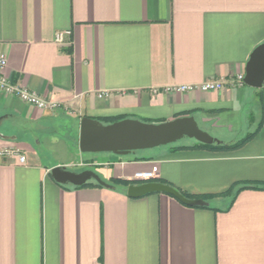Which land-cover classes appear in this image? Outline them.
<instances>
[{
	"label": "crops",
	"instance_id": "obj_1",
	"mask_svg": "<svg viewBox=\"0 0 264 264\" xmlns=\"http://www.w3.org/2000/svg\"><path fill=\"white\" fill-rule=\"evenodd\" d=\"M263 43L264 0H0L5 75L60 105L0 92V264H264V87L165 90L245 73ZM184 116L215 144L254 135L225 150L195 139L127 156L79 147L83 117ZM56 166L96 177L61 184ZM145 171L209 204L130 197Z\"/></svg>",
	"mask_w": 264,
	"mask_h": 264
},
{
	"label": "water",
	"instance_id": "obj_2",
	"mask_svg": "<svg viewBox=\"0 0 264 264\" xmlns=\"http://www.w3.org/2000/svg\"><path fill=\"white\" fill-rule=\"evenodd\" d=\"M244 81L253 88L264 87V43L252 52L245 67ZM186 137L206 144L214 143L213 138L199 127L193 116L178 117L160 123L124 118L108 124L95 118L83 117L79 147L82 152H106L127 156L138 150L167 146ZM51 173L57 182L75 186L83 185L95 176L91 171L78 173L68 170L66 166H56L52 168ZM127 192L130 197L164 192L190 206L209 204L203 198H188L174 186L159 181L131 184Z\"/></svg>",
	"mask_w": 264,
	"mask_h": 264
},
{
	"label": "built area",
	"instance_id": "obj_3",
	"mask_svg": "<svg viewBox=\"0 0 264 264\" xmlns=\"http://www.w3.org/2000/svg\"><path fill=\"white\" fill-rule=\"evenodd\" d=\"M64 36H70V32L65 31V32L56 33L55 39L60 44L63 45L69 44L67 43V41H65ZM7 64H8L7 55L4 53H0V92L21 99L27 102L28 104L34 105L42 110L55 111L60 107L57 101L45 98L39 95L38 93L29 90L24 85L19 83H14L13 81H11L5 75V69L7 67ZM244 77H245V73H239L236 76L229 77L226 79H222V78L207 79L206 81L200 84L172 85L166 87L165 90L176 93L190 92L196 90L220 91L223 89L225 84H230L232 86L244 85L245 84ZM154 91L157 92L158 89H155ZM2 153L8 156L9 155L18 156L22 162L25 161L26 158L25 155L21 154L18 149H6L3 150ZM154 177L155 175L152 171L138 172L134 176L135 179H139L142 181H149Z\"/></svg>",
	"mask_w": 264,
	"mask_h": 264
},
{
	"label": "trees",
	"instance_id": "obj_4",
	"mask_svg": "<svg viewBox=\"0 0 264 264\" xmlns=\"http://www.w3.org/2000/svg\"><path fill=\"white\" fill-rule=\"evenodd\" d=\"M124 117H110V118H105L103 123L105 124H108V123H112V122H115V121H118V120H121L123 119ZM254 135L253 134H250L248 135L247 137H245L242 141L236 143V144H231V145H228V144H206V143H202V142H197L195 144L196 147H207V148H213V149H219V150H225V149H228V148H233V147H237V146H241L244 142L248 141L252 136ZM182 148V147H181ZM116 184H125V185H129L131 184L132 181L130 180H125V179H114L113 180ZM88 185V184H86ZM180 191V190H179ZM181 193H183L186 197L188 198H196L194 196H191L189 195L188 193H185V192H182L180 191ZM233 193V190H229L227 192L224 193V195H227V194H232ZM236 194L237 192L234 193L233 195V200L234 198L236 197ZM205 199H209L211 198V196H205L203 197Z\"/></svg>",
	"mask_w": 264,
	"mask_h": 264
},
{
	"label": "rangeland",
	"instance_id": "obj_5",
	"mask_svg": "<svg viewBox=\"0 0 264 264\" xmlns=\"http://www.w3.org/2000/svg\"><path fill=\"white\" fill-rule=\"evenodd\" d=\"M252 103H257L258 104V98L257 97H253V99H251ZM194 140L190 139V138H183L178 140L177 142L173 143V144H182V143H188V142H193ZM171 145V144H170ZM159 147H164V146H159ZM156 147V148H159ZM156 148H152V149H156ZM144 152V153H148V151H151V149H144V150H138L137 152ZM101 153H105V152H101Z\"/></svg>",
	"mask_w": 264,
	"mask_h": 264
}]
</instances>
